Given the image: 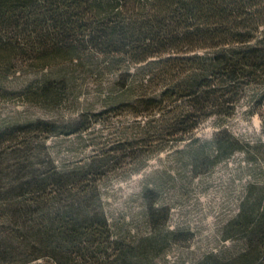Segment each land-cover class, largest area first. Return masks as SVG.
Here are the masks:
<instances>
[{"label":"trees","instance_id":"1","mask_svg":"<svg viewBox=\"0 0 264 264\" xmlns=\"http://www.w3.org/2000/svg\"><path fill=\"white\" fill-rule=\"evenodd\" d=\"M27 67L57 69L34 102L73 91L77 71H114L117 100L145 119L140 141L178 142L214 115L231 117L246 87L264 97V0H0V74ZM10 140L0 133V146ZM228 144L215 142L219 157L241 148ZM22 148L0 147V263L153 264L146 244L110 240L91 208L104 153L58 169ZM239 235L238 252L200 264H264V186L250 187L226 226V238Z\"/></svg>","mask_w":264,"mask_h":264},{"label":"rangeland","instance_id":"2","mask_svg":"<svg viewBox=\"0 0 264 264\" xmlns=\"http://www.w3.org/2000/svg\"><path fill=\"white\" fill-rule=\"evenodd\" d=\"M55 70L0 74V133L12 134L0 146L6 154L27 146L29 162L58 169L83 167L97 152L106 156L91 208L107 220L110 240L146 244L153 264H200L242 248L243 237L226 238L225 228L250 187L264 186L261 91L246 87L231 117L214 115L184 140L145 145V119L117 100L114 71H77L73 91L32 101L37 86L56 79ZM230 136L241 148L219 157L215 142L228 150ZM23 264L55 263L41 258Z\"/></svg>","mask_w":264,"mask_h":264}]
</instances>
